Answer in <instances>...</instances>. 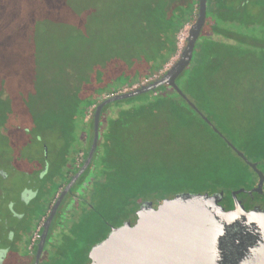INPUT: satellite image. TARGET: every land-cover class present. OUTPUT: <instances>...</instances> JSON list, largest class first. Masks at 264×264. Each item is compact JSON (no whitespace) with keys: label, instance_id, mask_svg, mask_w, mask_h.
Returning <instances> with one entry per match:
<instances>
[{"label":"rangeland","instance_id":"obj_1","mask_svg":"<svg viewBox=\"0 0 264 264\" xmlns=\"http://www.w3.org/2000/svg\"><path fill=\"white\" fill-rule=\"evenodd\" d=\"M182 1L186 0H158V3L165 5L166 2L167 6ZM139 9L137 6L132 7L130 0H0V71L11 75L13 79L6 82L9 88L7 98L11 105H16L18 101L19 105L24 104V99L16 94L18 88L22 93L26 89L35 91L42 82L44 88L51 90L56 88L57 85L52 81L42 77L44 70H41L40 66L46 64L53 67L60 64L66 72L72 75L87 74L88 76H85L87 78L90 73L86 69L99 67L100 59L104 56L111 63L105 68L106 79L101 77L102 81L98 84L90 81L84 83L82 90L92 92L88 98L95 100L99 95L100 97L112 95L129 87V83L135 81L137 76L121 74L120 68L123 64L118 59L125 54L112 45L115 42L110 43L109 33L121 34L126 40L131 41L129 50L135 55L141 58L152 55L149 67L171 59L164 65V68H168L181 51L184 45L182 40L186 37L192 22L186 24L183 31L175 36L180 14L178 17L176 14L175 19L168 23L164 16L165 10H162V14L155 13L152 18L146 19L144 26L137 28L134 25L141 21L136 19ZM94 12L99 14L96 20L93 17V14H96ZM159 40L165 47L161 54L157 53L158 50L155 54L154 48L157 47L155 41ZM106 49L107 54L103 52ZM257 69L251 66L241 70L244 75L250 72V79L247 81L244 75L239 78L236 73L234 75L237 78L226 77L227 80L215 90L207 89L204 99L197 92L184 93L230 138L231 134L225 129V125L242 126L245 125L247 117L264 116V76H261ZM142 71L147 72L148 69L143 67ZM18 76L22 81L27 77V82L19 84L16 82ZM185 77L183 72L177 83L180 85ZM252 77L256 78L255 81ZM2 81L6 80L1 78L0 82ZM146 94L106 104L100 115L99 138L101 140L104 138L110 125L109 120L114 119L118 113H125L144 105L149 100H154ZM166 94L175 98L171 91H167ZM159 97H162L161 93ZM86 100L79 97L77 102L84 112ZM210 109L218 112L217 117L210 114ZM169 114L174 120L163 133L160 134L158 128L151 130L141 127L138 133H135V140L126 145L127 152H120L111 163L118 175L116 176L118 182L113 183L114 187L109 191L115 195V200L107 201L102 193L96 198L93 196L88 198L91 206L96 208V213L90 211L93 216L88 222L89 228L82 230L83 235L79 238L82 248L94 244L109 228L117 227L127 219L131 220L132 213L145 200L155 203L178 192H213L212 186L207 182L199 183L196 180L198 165L205 163L207 159L217 165L231 166V169L240 175L249 170L187 107L173 108L169 110ZM159 115L165 120L169 118L163 112ZM75 120L74 132L79 133L83 130L80 124L82 121L81 118ZM60 131L61 128L55 126L51 131L44 130L38 133L48 148L49 158L53 155L54 149L60 146L58 134ZM7 132L6 140H0V161L7 164L11 162V156L2 155L3 152L15 156L21 151L28 156L41 148L36 131L11 128ZM246 153L251 160H257L261 155L259 150H249ZM0 165L4 166L1 163ZM19 177L20 175L17 178L11 177L7 183L0 180V187L2 185L14 187ZM237 185L238 182L231 187ZM100 221L103 222L101 226Z\"/></svg>","mask_w":264,"mask_h":264},{"label":"flooded vegetation","instance_id":"obj_2","mask_svg":"<svg viewBox=\"0 0 264 264\" xmlns=\"http://www.w3.org/2000/svg\"><path fill=\"white\" fill-rule=\"evenodd\" d=\"M130 1L133 7L136 0ZM196 46L197 42L191 62L195 58ZM166 69L164 68L157 75L127 87V89L130 90L142 82L149 83L160 78ZM165 87L173 90L168 86ZM159 88L148 92L149 96L156 95ZM180 99H178L179 103L182 100ZM155 103V101L149 100L144 105L135 108L136 110L118 113L114 119L111 118L108 132L102 140L98 136L96 147L89 160V151L93 142V113L98 102L82 118V123H80L83 127L82 131L75 133L74 128H69L58 133L60 146L54 149L56 153L54 155L53 152L51 158H49L46 144L42 142L41 136L38 134L41 132L36 133V137L41 143V148L38 151L28 156L22 154L21 151L17 152L15 156L6 152L2 153V155H10L11 162L7 164L5 161H0L1 164H4V166L0 165V180L7 183L11 177L16 176L17 178L18 175L20 177L14 187L5 185L0 187V264H65L69 261L73 264L90 263L89 250L94 244L105 238L114 227L109 228L91 246L82 248L79 244V238L83 235L82 230L86 227L89 228L90 223L88 222L93 216L90 211L96 213V208L91 206L88 198L90 196L96 198L102 193L106 196L107 201L111 202L112 200L113 202L115 195L109 191L114 187L113 183L118 182V175L111 163L120 152H127L126 145L133 139L135 140V133L137 134L141 127L151 130L158 128L160 134L169 127L170 120H165L160 115L151 117L144 113L145 110L150 112L152 108H156ZM134 111L138 112V117L126 115V113L132 114ZM142 112L143 115H141ZM197 116L203 125L217 135L198 114ZM244 123L245 125L242 126H227L232 132V136L228 138L212 122L237 150L243 152L250 162L256 164L257 169L263 175V180L260 182L259 175L240 158L249 170L236 187L218 190L222 194L220 204L227 210L240 205L245 210L264 211V128L256 126L255 118L251 116L245 118ZM0 134L5 137L6 132ZM219 138L235 154L232 148L221 137ZM0 140L5 141L6 138H0ZM249 150H259L260 158L251 160L246 153ZM80 170L81 172L73 183L65 189ZM159 201L153 203L154 206ZM53 208L55 209L53 210ZM136 211L132 213V221L129 219L125 221L134 223ZM100 222L101 226L103 222Z\"/></svg>","mask_w":264,"mask_h":264},{"label":"trees","instance_id":"obj_3","mask_svg":"<svg viewBox=\"0 0 264 264\" xmlns=\"http://www.w3.org/2000/svg\"><path fill=\"white\" fill-rule=\"evenodd\" d=\"M134 6L140 8L136 13V19H141V21H137L136 25H134L137 28L144 26L143 24L146 19L152 18L155 13L162 14V10H165L164 16L167 18L168 23L175 19L176 14L177 17L180 14L179 27L175 29L176 36L186 24L193 22L197 11V0H186L179 3L173 2L167 6L166 2L165 5H162L158 3V0H136ZM93 17L96 20L99 18V14H93ZM136 35L139 36L137 33ZM109 37L110 43L115 42L112 45L125 54L124 57L118 59L123 64L120 68L121 74L137 76L135 81L129 83V87L157 75L164 69V65L171 60H163L156 66L149 67L148 63L152 55L146 58L135 55L134 52L129 50L131 49V41L126 40V37L121 36V34L115 35L109 33ZM155 42L157 43V47L154 48V53L156 54L158 50L157 53L161 54V50L165 45L160 40ZM107 51L108 49L103 52L107 54ZM109 61L106 57L102 56L99 67H89L86 69L90 73V76L87 78H85V76H88L87 74L72 75L68 71L66 72L65 68L61 67L60 64H57L56 67L47 64L41 65V70H44L43 79L46 78V80L52 81L57 86L53 90L47 89L43 87L44 82H42L37 87V90L26 89L23 93L18 88L16 94L19 98L24 99L23 105H19V101L16 105H11L7 98L9 88L6 82L13 79L11 75H6L0 71V79L4 78L6 80L0 82V133H8L7 131L11 128H20L23 131L27 129L30 132L51 131L55 126L60 127L61 130L74 128L73 123L76 121L75 119L81 118L82 121V118L91 110V107L98 102V99L103 97L99 95V98L95 100L88 98L92 92H84L82 90L84 83L90 81L98 84L102 81V78L106 79L104 72L105 68L111 64ZM251 66L257 67V72L261 76H264V0H207L206 20L197 41L195 58L184 71L186 77L179 85L180 88L183 89V92H197L204 99L207 89L215 90L223 81L227 80L226 77L230 79L233 77L237 78L238 76L239 78L242 77L244 74L241 70ZM143 67L148 69V71L143 72ZM235 73L238 74L237 77L234 75ZM249 73L244 75L245 81L250 79L251 74ZM255 79L252 77L253 81ZM26 80L27 77L23 81L27 82ZM23 81L19 76L16 79V82L19 84ZM157 91V94L154 96L146 94L147 97L154 98V100L150 101L156 102V108H152L150 112L145 110L144 113L147 116H159L163 112L172 121L174 118L169 114V110L173 108L177 109L181 106L187 107L194 113L175 91L165 86H162ZM167 91L173 92L175 98L168 97ZM160 93L162 94L161 98L159 97ZM82 94L85 96H81ZM79 97L87 99L85 112L79 108L80 106L77 103ZM178 99L181 100V103L178 102ZM132 110L134 108L129 111ZM209 112L216 117L218 115L217 111L210 109ZM126 115L138 117V112L134 111L132 114L126 113ZM141 115H143V112ZM253 117L255 118V125L264 128V116L256 115ZM248 122L250 123V121ZM224 127L229 131L231 137V130L227 128V125ZM208 131L219 139L224 147L230 150L216 134L209 129ZM0 138L5 137L0 134ZM233 155L244 165L239 157L234 153ZM245 174L240 175L231 169V166L217 165L214 161L207 159L205 163L198 165L196 180L199 183L207 182V184L212 186L213 192H215L231 187L237 182L239 183Z\"/></svg>","mask_w":264,"mask_h":264},{"label":"water","instance_id":"obj_4","mask_svg":"<svg viewBox=\"0 0 264 264\" xmlns=\"http://www.w3.org/2000/svg\"><path fill=\"white\" fill-rule=\"evenodd\" d=\"M206 13L207 0H197L195 20L182 40L184 45L178 58L160 78L103 96L98 101L93 113V142L88 160L96 147L100 114L106 104L168 86L259 175L260 182L263 180L256 164L225 138L176 82L192 60ZM221 199L222 194L215 191L178 192L161 199L156 206L145 200L135 213L134 223L125 221L114 227L91 247L89 264H264V211L245 210L240 205L227 210L220 204Z\"/></svg>","mask_w":264,"mask_h":264}]
</instances>
